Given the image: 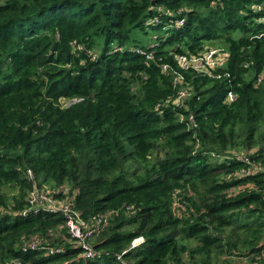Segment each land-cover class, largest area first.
<instances>
[{
    "label": "trees",
    "instance_id": "16d2710c",
    "mask_svg": "<svg viewBox=\"0 0 264 264\" xmlns=\"http://www.w3.org/2000/svg\"><path fill=\"white\" fill-rule=\"evenodd\" d=\"M207 42L219 76L175 104L174 54ZM263 165L264 0H0V264H264ZM47 184L106 216L93 256L21 213Z\"/></svg>",
    "mask_w": 264,
    "mask_h": 264
},
{
    "label": "built area",
    "instance_id": "2783aa9c",
    "mask_svg": "<svg viewBox=\"0 0 264 264\" xmlns=\"http://www.w3.org/2000/svg\"><path fill=\"white\" fill-rule=\"evenodd\" d=\"M181 23V22H180ZM227 51H221L217 47L205 45L201 51L197 53H175L174 59L178 66V72L172 76V82L178 86L177 94L174 99L175 104L181 105L188 95L187 90L188 81L185 77V71H195L197 74H206L211 77H218L219 74L216 72L217 68H220L225 63ZM147 58L151 57V54H146ZM166 67H164V72ZM235 96L232 92L227 94L228 99H233ZM257 169L264 171V165L258 166ZM250 170L246 169L241 172L248 173ZM55 193H61V197H55ZM72 194L69 192L68 186L64 185L61 187H48L34 186L27 194L28 206L22 210V214H26L29 211H36L40 207L49 210H58L65 214L67 220L66 224L70 233L76 237L79 243L85 248L83 253L86 257H91L95 252L85 241V238L92 234L99 226L106 221V216L100 213L92 215L89 219L85 220L79 216V213L72 209L71 200ZM143 239L139 236L131 242V246L138 244ZM34 243V242H32ZM30 243V244H32ZM33 245H31L32 247ZM58 250L59 248H55ZM54 248L50 251L52 252ZM247 264V263H244Z\"/></svg>",
    "mask_w": 264,
    "mask_h": 264
},
{
    "label": "rangeland",
    "instance_id": "374dc122",
    "mask_svg": "<svg viewBox=\"0 0 264 264\" xmlns=\"http://www.w3.org/2000/svg\"><path fill=\"white\" fill-rule=\"evenodd\" d=\"M146 30H147V32L146 33H143V32H141L140 31V33H141V35L143 36V38L146 40V41H151L153 38V36L154 35H159V34H161L162 33V31L160 30V29H152V28H150V27H146ZM135 37L137 38V35H135ZM135 38V39H136ZM205 45H210V46H214V47H217L218 49H220L221 51H226V49H225V45L224 44H220V43H210V42H207ZM46 186H48V187H53V186H50V184H47ZM9 188V187H8ZM16 188H9L8 189V192L9 193H14V192H16ZM93 239V238H92ZM233 261H236L237 263L236 264H239V260L238 259H236V258H234V260ZM245 262H242V263H240V264H244Z\"/></svg>",
    "mask_w": 264,
    "mask_h": 264
}]
</instances>
